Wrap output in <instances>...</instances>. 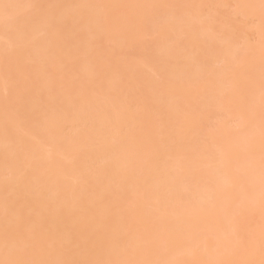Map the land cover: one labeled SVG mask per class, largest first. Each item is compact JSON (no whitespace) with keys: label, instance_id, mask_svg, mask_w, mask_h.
<instances>
[{"label":"bare ground","instance_id":"1","mask_svg":"<svg viewBox=\"0 0 264 264\" xmlns=\"http://www.w3.org/2000/svg\"><path fill=\"white\" fill-rule=\"evenodd\" d=\"M3 2L227 5L230 8L226 12L236 15V20L243 18V22L234 23L227 17L226 20L230 19L232 23L225 21V16H231L218 14L224 8L209 10L216 19V30L223 31L229 40L228 44H222L209 39L202 27L203 18L198 8L64 9L67 19L60 25V35L49 37L44 44L45 48L55 50L54 57L42 52L25 53L14 58V62L21 66L18 75L27 65L46 99L49 88H53L49 102L50 119L24 122L17 127L10 123V136L5 134L7 44L0 28V259L4 258L3 204L6 196L14 199L17 192L23 196L30 190L43 189L50 206L38 211L53 227L50 239L57 242L67 240L69 236L84 239L91 234L105 257L111 253L112 258H116L119 237L130 231L132 235L127 241L129 256L138 260H179L186 264L197 260L258 261V246L251 254L233 252L235 242L229 246L225 240L226 234L233 229L241 237L246 238L252 232L257 241L259 238L258 103L256 136L249 145L238 131L242 125L238 107H229L220 101L230 94L233 78L244 89L250 56H254L258 68L264 43L261 0ZM181 13L182 21L177 19ZM106 15L121 21L125 17H147L148 21L133 33L103 24L77 22L81 17L100 19ZM161 16L168 17L167 27L152 32L153 38L144 41L145 32L158 25ZM239 23L241 27L247 26V33L256 35V41L247 33H244V39L234 40L233 33L241 30L240 27L237 30ZM86 28L97 37L91 43L85 42ZM242 32L243 29L241 37ZM175 42L179 46H174ZM148 50L149 54L146 53ZM42 64H46V72L41 71ZM214 112L217 116L213 119ZM218 114L222 120L219 118V124H216L212 120L217 119ZM7 118L11 119L10 114ZM201 124L216 127L213 129V125H207L212 130H206ZM75 127L79 130L82 127V130L73 133ZM13 137L34 148L39 160L38 166L29 171L28 180L32 183L20 181L15 191L5 184L8 175L6 161L9 165L14 164L13 154L19 149ZM32 137L45 141V146L34 145ZM61 150L65 159L60 158ZM225 152L229 153L231 171L240 177L242 187L256 193L255 201L251 204L245 202L236 212L235 219L231 215L225 216L220 201L210 191L213 184L224 186L227 180L216 175L214 168L207 167V157L215 156L214 164L219 167L224 163L222 154ZM73 156L74 162L69 164L67 160ZM182 157L185 159L181 160ZM250 159L255 161L254 168L248 167ZM192 160L197 161L196 165H191ZM99 162L104 163L98 165ZM37 200L36 195H29L21 203L34 205ZM27 211L25 207V214ZM194 235L198 236L201 245L197 254L192 252ZM206 240L209 242L208 251L204 248ZM96 254L81 250L72 258H94Z\"/></svg>","mask_w":264,"mask_h":264},{"label":"snow or ice","instance_id":"2","mask_svg":"<svg viewBox=\"0 0 264 264\" xmlns=\"http://www.w3.org/2000/svg\"><path fill=\"white\" fill-rule=\"evenodd\" d=\"M117 8V7H140L149 9L174 8L200 9L202 27L207 31L209 39L219 41L222 44H228L223 31L216 30V19L209 11L213 8H226L227 5H135V6H114V5H63V4H41V3H7L0 0V28L3 30L4 38L7 44L5 49V134L10 136L9 124L17 127L20 123L36 122L41 119L49 121V102L52 99V87L49 88V97L46 99L44 93L37 85V80L33 78V74L28 70V66H24V71L18 75L21 66L14 62V58L27 53H45L46 55L55 56V50L52 47H44L46 41L51 36L60 35V25L67 19L64 9L76 8ZM261 11L264 13V0H261ZM26 10V11H22ZM178 20H183L181 13ZM87 25L92 23L103 24L115 27L117 30L123 28L129 33H133L139 25L147 23V17H125L121 21L120 18L113 19L106 15L100 19L92 17H81L80 21ZM169 24L167 16L159 18L158 25L145 32L143 40L152 39V32L162 31ZM85 42L91 43L97 37L87 28ZM174 46H179L178 42ZM41 71L46 72V64L41 65ZM50 80L52 76L49 75ZM258 92V100H257ZM221 104L239 109L240 119L242 121L241 128L238 129L242 133L245 141L251 145L256 136V113L257 103L259 108V138H260V158H259V205L261 212V224L259 230L258 241L255 234L250 232L249 235L241 237L240 234L233 229L225 236L226 243L231 246L235 242L233 252H243L251 254L257 246L260 259H233V260H197L191 264H264V43L260 50L259 65L257 68L254 56H250L247 61V72L245 76L244 89L241 88L239 81L233 78L231 82L230 94L220 101ZM11 116L9 120L7 117ZM55 126V121H51ZM120 131V130H117ZM14 142L19 145L18 151L13 154L14 164L9 165L6 161L5 176L6 186H12L16 190L20 181L28 180L30 169L38 166L39 160L36 156L35 149L29 148L23 144V140L13 137ZM55 139V137L53 138ZM34 145L41 148L45 146V141L36 137H32ZM60 158L65 159L64 153L59 152ZM224 163L216 167L214 164L215 156L207 157V167L214 168L215 174L226 178L227 183L224 186L213 184L210 187L217 199L222 205V211L225 216H232L235 219L236 212L244 205L245 202L253 203L256 199L254 190H245L240 181V177L233 173L230 168V156L225 152ZM75 157L68 158L69 164L74 162ZM185 158L182 157L181 160ZM27 162V163H25ZM191 165H196L197 161H190ZM255 161L250 159L249 168H254ZM27 187V185H26ZM29 195H36L38 200L34 205L21 203ZM59 196V193L57 194ZM50 202L47 194L43 189L30 190L22 196L19 192L15 198L6 196L3 204V213L5 221V238H4V258L0 259V264H186L184 261H156V260H138L129 256L128 239L132 233L129 231L119 237V251L116 258H112V254L108 253L107 257L103 254L101 246L90 234L84 239H73L70 236L67 240L61 239L57 242L50 239L53 227L49 226L43 217L39 208H48ZM28 208L27 214L24 209ZM34 217H36L34 219ZM194 247L193 254L200 252L201 245L198 236H193ZM205 251L209 250V242H204ZM81 250L97 253L94 258H72L75 253Z\"/></svg>","mask_w":264,"mask_h":264},{"label":"rangeland","instance_id":"3","mask_svg":"<svg viewBox=\"0 0 264 264\" xmlns=\"http://www.w3.org/2000/svg\"><path fill=\"white\" fill-rule=\"evenodd\" d=\"M229 8H230V7H229ZM229 8L226 7V8H224V9H222V11L220 10L221 8H220V9L218 8L219 11L222 12V13L218 12V14H222V15H223V14H226V15H227L229 12H226V11L229 10ZM216 9H217V8H216ZM216 9H215V11H218V10H216ZM212 10H214V8H213ZM212 10H211V11H212ZM230 11H231V10H230ZM231 12L233 13V11H231ZM218 14H217L216 17H218ZM228 15H230V14H228ZM231 15H232V14H231ZM231 15H230V16H231ZM223 16H225V15H223ZM234 16L236 17V15H233V16H231V17L225 16V17H224V20L227 21L228 23H230L231 21H232V22H234V21H239V22H240V21L243 20V18H242V20H241V19H240V20H239V19L236 20L237 17H236V19H235ZM237 16H238V18H239V15H237ZM219 17H220V16H219ZM226 17H227V18H231V21L229 22L230 19H227V20H226ZM233 19H234V20H233ZM221 20H222V19H221ZM224 20H222V21H224ZM218 21H220L219 18H218ZM218 21H217V22H218ZM220 22H221V21H220ZM232 22H231V23H232ZM242 22H243V21H242ZM234 23H235V22H234ZM234 23H233V24H234ZM218 24H219V22H218ZM237 24H238V23H237ZM239 25H240V26L237 27V30H240V29H238V28L240 27V28H241L240 31H242V29H243V32H242V33H243V34H244V33L246 34V33L248 32L247 30H249V29L247 28V26L244 25V26L246 27V29H245V28H243V27H244L243 24H242L243 27H241V24H240V23H239ZM250 25H252V24H250ZM235 30H236V29H235ZM237 30H236V31H237ZM245 30H246V31H245ZM240 31H238L239 33L237 32L236 34H235V32L233 33V34H234V35H233V38L236 36V38H234V40H236V42H237V38L244 39L243 37H246L245 34L242 35V37H241V35H240ZM244 31H245V32H244ZM242 33H241V34H242ZM80 34H81V33H80ZM247 34H248L247 36L250 37V35H251L252 33L250 34V32H249V33H247ZM238 35H239L240 37H239ZM77 36H78V35H77ZM237 36H238V37H237ZM254 36L256 37V35H254ZM254 36L251 35V38H250V39H254V40H255L257 37L254 38ZM240 39H238V41H240ZM102 41H103V39H102ZM252 41H253V40H252ZM255 41H256V40H255ZM255 41H254V42H255ZM150 48H152V47H150ZM150 48H149V49H150ZM150 51H153V52H154V49L152 48V50H150ZM144 53H145V52H144ZM146 53L149 54V50H148V52H146ZM150 58H151L152 60H155V58L152 57V56H151ZM153 58H154V59H153ZM217 111H218V110H217ZM219 111H220V110H219ZM218 113H219V112H218ZM213 114H214V115H213V119H214V117L216 118L217 113L215 114V112H214ZM215 115H216V116H215ZM218 116H219V114H218ZM220 116H221V115H220ZM220 116H219L217 119L212 120V121H213V122L215 121L216 124H219V120H218V119L220 118ZM210 118H211V116L209 117V119H210ZM221 118H222V117H221ZM221 118H220V119H221ZM210 120H211V119H210ZM216 120H218V122H217ZM221 120H222V119H221ZM207 122L209 123V121H207ZM203 123H204V125H205V122H203ZM210 123H211V122H210ZM154 124H157V123H154ZM214 124H215V123H214ZM214 124H212L213 126H212L211 124H207V125H211L212 128L215 129L216 126H215ZM207 125H206V126H207ZM201 126H202V124H201ZM206 126H202V127L205 128ZM155 127H156V126H155ZM155 127L153 126L154 129H155ZM208 127H210V126H208ZM208 127H206V130H207V129L212 130L211 127H210V128H208ZM218 127H219V126H218ZM75 128H76V129H72V131L74 130L73 133H75V130H76V133H77V129H78V127H75ZM79 128H80V127H79ZM150 128H151V127H150ZM153 128H151V129H153ZM66 129H67V128H66ZM66 129H65L64 131H66ZM68 129H69V130H67V131L70 132L71 129H70V128H68ZM216 129H217V128H216ZM78 130H79V129H78ZM80 130H82V127H81ZM80 130H79V131H80ZM203 130H204V129H203ZM203 130H202V131H203ZM206 130H204V132H205ZM79 131H78V132H79ZM235 131H236V129H235ZM69 132H67V133H69ZM71 134H72V133H71ZM103 163H104V162H99V163H97V164H98V165H103ZM97 164H96V166H97Z\"/></svg>","mask_w":264,"mask_h":264}]
</instances>
